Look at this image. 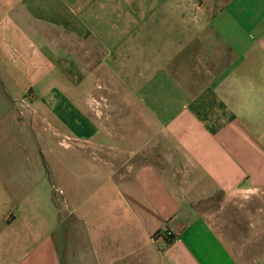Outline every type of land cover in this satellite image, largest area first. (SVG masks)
<instances>
[{"label":"crops","instance_id":"obj_1","mask_svg":"<svg viewBox=\"0 0 264 264\" xmlns=\"http://www.w3.org/2000/svg\"><path fill=\"white\" fill-rule=\"evenodd\" d=\"M0 264H264V0H0Z\"/></svg>","mask_w":264,"mask_h":264},{"label":"built area","instance_id":"obj_2","mask_svg":"<svg viewBox=\"0 0 264 264\" xmlns=\"http://www.w3.org/2000/svg\"><path fill=\"white\" fill-rule=\"evenodd\" d=\"M165 231H167L168 232V230L167 229H165ZM169 234H171L170 232H168Z\"/></svg>","mask_w":264,"mask_h":264}]
</instances>
